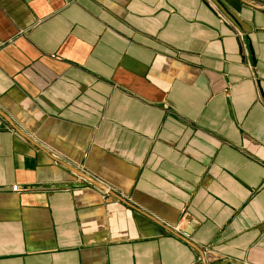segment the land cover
Returning <instances> with one entry per match:
<instances>
[{
	"label": "crops",
	"instance_id": "crops-1",
	"mask_svg": "<svg viewBox=\"0 0 264 264\" xmlns=\"http://www.w3.org/2000/svg\"><path fill=\"white\" fill-rule=\"evenodd\" d=\"M0 264H264V0H0Z\"/></svg>",
	"mask_w": 264,
	"mask_h": 264
},
{
	"label": "water",
	"instance_id": "water-1",
	"mask_svg": "<svg viewBox=\"0 0 264 264\" xmlns=\"http://www.w3.org/2000/svg\"><path fill=\"white\" fill-rule=\"evenodd\" d=\"M82 177H84L85 179H87L90 183H92L93 185L97 186L99 189L109 193L110 195H113L117 198H119L118 196H116L113 192H111L108 188H106L105 186L103 185H100L99 183H97L96 181L90 179L89 177H86L85 175H81ZM120 199V198H119Z\"/></svg>",
	"mask_w": 264,
	"mask_h": 264
},
{
	"label": "built area",
	"instance_id": "built-area-1",
	"mask_svg": "<svg viewBox=\"0 0 264 264\" xmlns=\"http://www.w3.org/2000/svg\"><path fill=\"white\" fill-rule=\"evenodd\" d=\"M13 191L14 192H19L20 190H19V188L17 186H15V187H13Z\"/></svg>",
	"mask_w": 264,
	"mask_h": 264
}]
</instances>
